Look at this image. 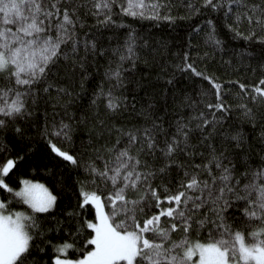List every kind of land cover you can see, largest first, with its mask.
I'll list each match as a JSON object with an SVG mask.
<instances>
[{
  "label": "snow or ice",
  "instance_id": "snow-or-ice-1",
  "mask_svg": "<svg viewBox=\"0 0 264 264\" xmlns=\"http://www.w3.org/2000/svg\"><path fill=\"white\" fill-rule=\"evenodd\" d=\"M0 264H264V0H0Z\"/></svg>",
  "mask_w": 264,
  "mask_h": 264
},
{
  "label": "trees",
  "instance_id": "trees-1",
  "mask_svg": "<svg viewBox=\"0 0 264 264\" xmlns=\"http://www.w3.org/2000/svg\"><path fill=\"white\" fill-rule=\"evenodd\" d=\"M183 29V22H181L180 26L176 29L172 30L169 29L166 25L162 26V33L164 34V38L169 40L171 42V45H175L176 41L180 39V36L182 34ZM170 33V34H169ZM161 33H157V38H159ZM219 56H217V59ZM224 69L220 68V74H224ZM45 165L48 167H56L59 168V165L56 163V161L52 160L51 158H46L42 154V150L37 148L35 151V154L32 155L30 160H26L23 164L19 165V167L11 173L9 177V183L16 187L18 186V178L21 176H28L29 178L34 179H41L44 175L41 173V175H36L35 172H33V169L41 170ZM45 183H50V180H45Z\"/></svg>",
  "mask_w": 264,
  "mask_h": 264
}]
</instances>
